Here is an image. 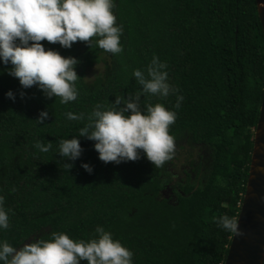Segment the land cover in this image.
Here are the masks:
<instances>
[{
	"label": "trees",
	"instance_id": "trees-1",
	"mask_svg": "<svg viewBox=\"0 0 264 264\" xmlns=\"http://www.w3.org/2000/svg\"><path fill=\"white\" fill-rule=\"evenodd\" d=\"M112 11L120 53L40 42L76 59L74 101L22 88L4 72L10 65L0 64V196L10 210L0 240L16 248L52 232L86 240L100 226L132 251L133 264H225L234 233L213 218L238 220L264 93L256 0H115ZM153 56L165 64L169 96L140 95L137 103L142 111L155 103L175 111L171 158L159 167L143 153L105 164L78 129L97 104L123 108L141 88L133 69L145 71ZM41 112L47 117L37 124ZM67 112L84 118L70 120ZM73 136L82 151L69 160L57 153L58 142ZM37 141L50 143L49 151L40 152Z\"/></svg>",
	"mask_w": 264,
	"mask_h": 264
},
{
	"label": "clouds",
	"instance_id": "clouds-1",
	"mask_svg": "<svg viewBox=\"0 0 264 264\" xmlns=\"http://www.w3.org/2000/svg\"><path fill=\"white\" fill-rule=\"evenodd\" d=\"M114 3L115 0H0V64L10 65L4 72L16 78L22 88L35 85L46 97L59 98L61 104L74 101L76 59L46 49L40 42L70 48L80 41L94 43L108 53H120L121 27L112 11ZM162 69L165 64L157 63L155 56L145 71L133 69L132 76L141 86L135 96L123 101V108L97 104L87 123L78 129L79 136L94 141L100 161L119 164L135 161L143 153L145 159L159 167L171 158L174 140L168 129L175 121V111L161 103L146 104L142 111L137 103L140 95L169 96L168 74ZM5 96L11 99L12 91ZM181 99L182 96L176 98L174 108H179ZM120 103L121 97L117 96L115 104ZM65 115L70 120L84 118L72 112ZM46 117L47 112H41L37 124ZM34 146L47 152L51 144L37 141ZM81 151L76 136L58 142L57 153L63 158L75 160ZM81 167L91 171L87 163ZM3 200L0 196V230L9 227L10 210H5ZM213 219L217 227L240 234L234 217L222 214ZM132 256L131 250L100 226L86 240H73L64 232H52L48 239L37 238L19 248L0 240V264H133Z\"/></svg>",
	"mask_w": 264,
	"mask_h": 264
},
{
	"label": "water",
	"instance_id": "water-1",
	"mask_svg": "<svg viewBox=\"0 0 264 264\" xmlns=\"http://www.w3.org/2000/svg\"><path fill=\"white\" fill-rule=\"evenodd\" d=\"M264 32V0H256ZM225 264H264V93L243 198Z\"/></svg>",
	"mask_w": 264,
	"mask_h": 264
},
{
	"label": "rangeland",
	"instance_id": "rangeland-1",
	"mask_svg": "<svg viewBox=\"0 0 264 264\" xmlns=\"http://www.w3.org/2000/svg\"><path fill=\"white\" fill-rule=\"evenodd\" d=\"M99 67H96L93 69L92 73H90V76L92 75H95L99 72ZM183 159H184V155L182 154L180 157H179V160L178 161H175L176 162V166L180 167L183 163Z\"/></svg>",
	"mask_w": 264,
	"mask_h": 264
}]
</instances>
